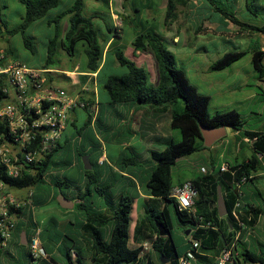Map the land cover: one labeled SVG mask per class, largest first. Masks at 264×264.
<instances>
[{
  "label": "trees",
  "instance_id": "trees-1",
  "mask_svg": "<svg viewBox=\"0 0 264 264\" xmlns=\"http://www.w3.org/2000/svg\"><path fill=\"white\" fill-rule=\"evenodd\" d=\"M25 7L22 20L15 27L10 28L3 14L4 7L8 6V0H0V36L6 32L9 35L22 33L24 46L33 53L36 52L34 34L28 33L32 25L39 21L46 22L49 26H55V32L48 42L46 57L42 63L44 68L56 67L58 59L56 54L60 46L75 56L82 45L86 55V61L82 69L88 72H96L100 69L103 53L107 44L106 35L100 34L96 27L97 14L86 15L84 13L85 0H74L64 7H60L63 0H19ZM125 2L129 0H124ZM191 0H168L166 6L165 24L171 26L178 18V7L187 6ZM211 9L220 13L223 18L229 19L240 29L259 31L264 34V25L247 23L236 15L238 0H203ZM247 0V8L250 3ZM60 7L57 11H55ZM55 11V12H54ZM107 32L115 33L118 28L105 22ZM205 32L208 29L204 30ZM224 33V32H223ZM136 50L153 49L160 67V82L157 86L148 82V72L135 60L128 58L124 51L118 50L116 57L121 65L128 68L124 75H110L102 84L113 103L134 102L144 105L164 106L172 105V127L180 132V139L171 138L166 142L162 150L153 149L152 158L155 162L147 186L152 199L145 203V217L136 222L133 238L137 242L156 238L153 248L158 254L159 260H154L150 254L141 255L140 245L132 247L131 238V214L134 209V198L123 195L112 207L113 215L91 212L87 209L89 227L94 235L92 255L90 263H87L79 250L73 256L68 252L65 264H179V257L185 252L190 239L184 242V251L177 245L173 228L171 208L173 206L177 224L186 232L190 229V235L201 242L202 251L209 252L210 256H200L201 264H215L216 256L220 255L224 248H231L234 264H264V243L262 249H252L250 242L244 239L246 228H242L233 216V209L238 200L241 206L238 208L244 225L253 227L260 214L264 212V195L256 187L255 195L260 197L259 203H252L245 197L247 183H256L255 174L264 171V131L246 128L242 113L237 109L216 110L210 112L211 96L201 92L192 83L186 69L180 67L176 54L166 45V37L155 29L139 33L135 40ZM9 56L15 58L14 49L6 48ZM249 50L235 49L222 54L215 60L211 69L223 70L242 59ZM252 61L257 73V79L264 82V49L258 47L252 50ZM85 79L87 76H82ZM53 79L52 77L50 78ZM264 95V92H262ZM218 128L230 126L242 132L243 137L251 142L252 155L241 161L229 162L227 170L221 167L214 172H207L190 179L198 195L192 211L180 210L175 198L171 196L174 187L173 168L181 157L192 155L204 148L205 145L200 125ZM57 147L51 149L42 161H32L27 165L28 171L20 176H8L4 170H0V177L13 188H29L51 179L57 186L75 183L69 178L57 179L53 169L57 165L54 153ZM85 172L91 170L84 169ZM219 187L227 204L228 214L221 216L218 209ZM107 198V203H112L106 187H97ZM34 199V198H33ZM112 205V204H111ZM79 208H85L80 204ZM27 207L19 210V222L21 218L32 221ZM114 222L109 240L105 239L100 227ZM159 225L164 227L169 234L161 235ZM26 229V225L24 226ZM241 230L242 234L237 239L236 234ZM30 256V254L28 253ZM168 258L167 263H162L161 256Z\"/></svg>",
  "mask_w": 264,
  "mask_h": 264
},
{
  "label": "crops",
  "instance_id": "crops-1",
  "mask_svg": "<svg viewBox=\"0 0 264 264\" xmlns=\"http://www.w3.org/2000/svg\"><path fill=\"white\" fill-rule=\"evenodd\" d=\"M104 1L107 6L105 10L96 8L92 12L85 11L87 8V0H85L84 7V13L88 12L86 15L97 14L98 17L95 20H104V16H107L108 21L106 20L104 23L108 22L111 26L118 28V30H115V33L106 32L105 34L108 41L104 49L100 69L96 72H88L82 69L83 63L81 65L76 63L69 67H58L74 72L72 76L63 72L54 73L51 76L53 78L52 80L67 90L69 88L73 92L76 89H82L81 98L86 102L85 107H77L72 111L66 129L64 130V142L59 144L57 151L54 153V159L57 163L52 170L54 176L61 181L69 178L75 183L59 187L48 178L32 189L34 192L33 206H26L31 212L30 216L32 221L28 222V220L21 218L20 224L17 226L8 245L2 248L0 247V264H35L32 262L28 253L29 240L37 228H40L41 241L49 255L47 260L38 264H65L68 252L75 256L76 250H79L81 255L85 257V261L90 263L94 235L89 227L84 226L85 224H89L87 209L91 212L105 213L108 216H112L113 210L111 206L115 207V204L121 196L129 195L134 198V202L138 199L145 200L142 210L144 212L146 200L153 198L147 186L149 174L155 165L151 152L153 149H164L166 142L171 138H175V129L172 127L173 106H153L134 102L113 103L109 94L108 101L102 102L99 97V84L101 80H103V84L110 75H114L108 73L105 78L103 77L101 79L102 73L105 71L108 52L115 43L117 45L116 52L121 50L122 44L120 40L122 39L126 20L138 18V21H141L143 19L142 15L144 14L147 17L146 22L154 26L157 14L162 9V21L166 27L165 16L167 3L165 0H145L146 2L143 1L141 3L143 8H139L138 4L130 6V0L127 2L124 0ZM205 7L203 0H191L189 5H181L178 7V17L180 11L188 14V21L192 18L200 19L204 16V26H199L195 30V33L204 31L205 29L218 32L221 23H232L229 19L223 18L222 15H216L215 10L211 8L207 10ZM211 17L218 20L219 23L209 21ZM37 23L34 25L38 28L41 27L42 24L40 23L43 22L39 21ZM180 32L178 29L173 34V42H181L182 35H179ZM185 36L188 37V34L185 33ZM134 40L132 41L134 60L142 66L138 57L141 56L144 61L151 60L152 56L147 55L148 50L153 51V49L136 50ZM188 43L189 41L186 39V44ZM262 48L264 49V45ZM82 50L84 52L83 46ZM151 53L154 57L153 59L156 61L157 58L154 51ZM211 65L210 67L204 68V70H195L194 72L197 73L201 82L205 84V92L203 93L210 95L212 100L214 97L223 99L228 95L229 104L227 105H234L229 109H237L241 113L242 110H250L251 113L263 119L264 107L252 105L255 101L256 103L258 102L259 95H263L262 93H258L257 90L261 88L264 92V82L257 79L252 58L249 65L244 64L231 71H228V69L233 65L219 72L213 71ZM42 68L44 67L42 66ZM243 71L244 73H248L249 76H243ZM186 72L188 74L187 70ZM82 76H87V78L85 79ZM198 77L196 76L197 80H199ZM64 82L68 85L63 86L62 83ZM154 82L155 84L153 86L159 84L160 75ZM192 83L194 82L192 81ZM262 100L264 101V98ZM248 101L251 104L245 107L242 106V104ZM82 109L88 112V118L83 123H80ZM246 128L264 131V123L261 127L259 125H253L252 127L246 126ZM230 136L231 138H227V130L224 138L212 146L196 152L200 154L194 153L196 154L194 158H189L188 156L179 158L174 167H177V170L180 172H184L186 168L191 166H200L201 168L202 166H206L203 164V160L209 158L211 162H214L218 154L219 157L224 159L220 163L221 167L223 163L241 161L243 158L252 155L249 138L243 137L242 132L233 128ZM88 137L90 141L87 139ZM245 148H250L249 155L238 154L240 150ZM232 149H235L236 153L232 154ZM84 155L90 156L92 163L91 172L84 171L85 167L82 161V156ZM144 162H149V164L144 166ZM256 177H260L261 185L249 182L246 184L247 187H244L246 191L245 197L253 204L259 203L261 200L260 197L255 195L256 187L264 195V189H262L264 171L257 172L255 174ZM192 178L183 176L177 182H174V185L181 184L185 180ZM99 186L107 188L106 192L110 195L112 203H107V197L97 189ZM62 193L73 201V207H70V202L62 199ZM62 201L69 207H63L61 205ZM80 204H84L85 208H79ZM144 217L145 215L142 216L140 213L136 220L138 221ZM113 224L114 222L109 220L107 225L100 227L104 238L107 240L111 237ZM25 225L26 229L24 227ZM250 230H252L251 234L245 232L242 236H244L246 241L250 242L252 249H262V243H264V212L260 214L256 224L250 227ZM24 231L28 236L27 244L22 243V233ZM135 240L133 238L132 247L138 246L150 239L137 243ZM21 244L25 246L22 252L18 249ZM25 253L28 255L27 259ZM154 253H156L155 250L146 254H150L151 256Z\"/></svg>",
  "mask_w": 264,
  "mask_h": 264
},
{
  "label": "rangeland",
  "instance_id": "rangeland-1",
  "mask_svg": "<svg viewBox=\"0 0 264 264\" xmlns=\"http://www.w3.org/2000/svg\"><path fill=\"white\" fill-rule=\"evenodd\" d=\"M74 0H63L60 4V7H64L67 4L73 2ZM146 2L145 0H130L129 5L133 6V4H138L139 8H143L141 5L142 2ZM168 0H165L167 3ZM250 9L247 8V0H238L237 8H236V15L243 21L247 23H254L257 25L264 24V0H249ZM207 6L205 7L207 10L210 9L209 3L206 1ZM60 7H58L55 11H57ZM96 8L105 10L107 8L104 0H87V8L85 11H94ZM25 11L24 5L19 0H8V6L4 7L3 14L5 19L9 23V27H15L19 24L22 20V15ZM54 11V12H55ZM88 12H85L87 14ZM220 14L218 12L215 13ZM188 14H184L181 11L179 12L178 20L174 23L173 26H166L162 21V9L157 14V19L155 20L154 26L146 22L147 17L143 14V19L138 21L137 19H127L124 25V31L122 34L121 41V49L124 51L125 55L134 60L133 56V45L132 41L134 38L142 32H147L148 30L155 29L161 35L166 37V45L176 54L177 62L180 67L186 68L188 71V75L191 80L198 86L201 92H205V84L201 82L200 78L198 77L197 73H194L195 70H204L206 67H210V65L217 60L219 57L222 56L223 53L230 51V50H249L250 52L246 54L242 59L233 63L231 67H229L228 71L235 69L238 66H243L244 64H250L252 58V50L258 47H262L264 45V34L249 29H240L234 23L225 24L221 23L219 26L220 29L218 32L213 31H200L195 33V30L198 29L199 26H204V16L200 19L187 20ZM184 19V20H183ZM108 21V17L104 16L103 19H96V27L100 29V34L105 35L107 32L106 25L104 21ZM143 21V22H142ZM211 22L219 23L218 20H215L213 17L210 18ZM124 22V21H123ZM208 22V21H206ZM38 24V23H37ZM42 24L41 27H35L36 25H32V27L28 30V33L34 34L36 38H34L35 45H36V52L33 53L30 49L26 48L23 43V36L22 33L9 35L4 32V35L0 36V47L7 48L10 46L14 49L17 59L25 62L30 66H37L42 67V62L44 61L47 49H48V42L52 37L53 33L55 32V26H49L46 22L40 23ZM213 26V25H212ZM189 27V29H188ZM180 30V34L182 35L181 42H173L172 36L176 32V30ZM224 32V33H223ZM185 33L188 34V37L185 36ZM186 39H188L189 43L186 44ZM119 42V41H118ZM79 52L76 53L75 56H71L66 52L61 46L59 51L56 54V58L58 62L56 63V67H69L70 65L74 64H82L86 60V55L82 50V45L79 46ZM116 50L117 45L116 43L113 45L111 50L107 54V62L105 66V71L102 73L101 79L107 76L108 73L117 74V75H124L127 73L128 68L124 65H121L116 57ZM153 51L148 50L147 56H152L151 60L144 61L143 58L140 56L138 57L139 62L148 72V82L150 85L155 84V80L158 79L160 75V67L158 61L154 60L152 53ZM84 59V60H83ZM201 68V69H200ZM228 68V67H227ZM224 70V69H223ZM221 70H216L215 72H219ZM243 76H249L248 73L242 72ZM196 76L199 80L196 79ZM233 77V75H232ZM102 81L100 82V89H99V97L102 102L108 101V93L102 87ZM61 85V84H60ZM63 86H67V83H62ZM92 87V86H91ZM70 91L71 89L68 88ZM72 94L77 95L79 93L82 94V89H76L72 92ZM258 93H262L263 90L260 88L257 90ZM226 96V95H225ZM264 95H259V100L256 103H252L253 106L257 107H264V101L262 100ZM229 104V96L221 99L220 97H214L210 105V112L214 113L217 109H229L234 105H227ZM251 104L249 101L242 106H248ZM239 107V106H237ZM241 109V108H240ZM246 109V108H245ZM242 110V109H241ZM82 118L80 123H83L88 118V112L85 109L81 110ZM242 114L244 115V119L246 122L247 127H252L253 125H261L264 123V118H260L258 115L251 113L250 110H242ZM228 137L231 138L230 133L232 131V127L228 126ZM181 135L178 130H175V138L180 139ZM89 141V137L87 138ZM131 153V152H130ZM232 154L236 153L235 149H232ZM200 154V153H196ZM196 154L188 156L189 158H194ZM238 154L241 155H249L250 148H245L240 150ZM82 156V161L84 162V157ZM151 159V157H150ZM224 159L218 156L214 159V162H211L209 158L203 160V164L206 165L209 171L218 170L220 167L221 161ZM149 162H144L143 165H148ZM215 167V168H214ZM174 182H177L181 177L188 176V177H195L201 174L200 166H191L186 168V170L178 171L177 167H174ZM256 183L261 185L260 177H256ZM35 187V186H34ZM34 187L29 188H13L12 191L14 194L20 197H24L29 189H33ZM262 189H264V180L262 182ZM144 199H138L134 202V209L131 214L132 221H131V238L130 242L133 245V237L132 233L134 231L136 225V219L138 218L139 214L141 213L142 216L145 215V211L142 212L144 206ZM171 208L172 218L174 221V228H173V236L174 239L179 246L180 249L184 248V242L191 237L189 232L188 234L182 231V228L177 224L176 216L174 214V209L171 204H169ZM24 245H19L18 249L22 252L24 249ZM20 252V253H21ZM27 254L25 253V257L27 259ZM24 257V254H23ZM154 260H159L158 254L154 253L151 255ZM25 260V258H24Z\"/></svg>",
  "mask_w": 264,
  "mask_h": 264
},
{
  "label": "built area",
  "instance_id": "built-area-1",
  "mask_svg": "<svg viewBox=\"0 0 264 264\" xmlns=\"http://www.w3.org/2000/svg\"><path fill=\"white\" fill-rule=\"evenodd\" d=\"M63 72L72 73L62 68H42L30 66L0 47V170L8 176H20L28 171L27 165L32 161H42L46 154L64 142V130L72 111L85 107L81 93L74 95L59 86L51 76ZM229 164L223 163L221 170H227ZM201 172L207 173L206 166ZM13 187L0 177V247L8 245L19 222V210L33 206L32 189L24 197L17 196ZM198 190L191 180L174 185L171 196L176 199L180 210L192 211ZM238 200L233 209V216L242 228L251 234L250 227L244 225L238 208ZM249 231V232H248ZM40 228L29 240V254L33 263L47 260L49 255L42 244ZM242 232L236 234L238 239ZM140 244L141 255L154 250L153 241ZM185 252L179 257V264H201L200 256H210L202 251L201 242L192 236ZM215 264H234L231 248H224L216 256ZM244 264H252L250 262Z\"/></svg>",
  "mask_w": 264,
  "mask_h": 264
},
{
  "label": "water",
  "instance_id": "water-1",
  "mask_svg": "<svg viewBox=\"0 0 264 264\" xmlns=\"http://www.w3.org/2000/svg\"><path fill=\"white\" fill-rule=\"evenodd\" d=\"M200 127L202 130V136H203L205 145L207 147L212 146L214 143H216L220 139L224 138L227 134V126L212 128V127H207V126L201 124ZM84 167L86 170H90L92 168V163H91L89 155H86L84 157ZM61 197L63 200L70 202L71 203L70 207H73V201L70 198H68L63 193L61 194ZM61 205L63 207H69L67 204L63 203V201L61 202ZM218 209H219V213L221 216H226L228 214L227 204L224 200V197H223V194L221 191V187H219ZM159 229H160L161 235H168L169 234V232L164 227H162L161 225H159ZM189 232H190V229H188L186 231L187 234ZM27 242H28V236H27V233L24 231L22 233V243L27 244ZM161 260H162V263H167L169 261V259L165 258L163 255L161 256Z\"/></svg>",
  "mask_w": 264,
  "mask_h": 264
}]
</instances>
